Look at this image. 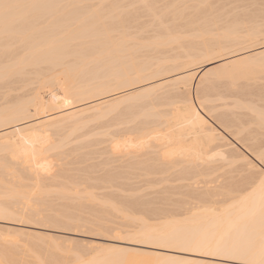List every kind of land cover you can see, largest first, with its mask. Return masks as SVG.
I'll return each mask as SVG.
<instances>
[{
  "label": "snow or ice",
  "instance_id": "6c2138e0",
  "mask_svg": "<svg viewBox=\"0 0 264 264\" xmlns=\"http://www.w3.org/2000/svg\"><path fill=\"white\" fill-rule=\"evenodd\" d=\"M146 52L169 54L148 58L142 56ZM49 56L68 71L44 85L50 100L25 104L14 82ZM0 66L4 158H43L37 169L46 176L55 169L46 154L55 143L52 129L62 122L56 114L89 96L106 94L114 101L93 106V113L104 115L89 121L103 130L112 153L120 151L121 132L130 126L123 122L126 111L145 110L162 99L178 102L183 119L211 132L215 142H185L166 151L156 171L125 177L135 187L124 189L120 199L93 198L107 210L103 214H46L41 206L44 177L34 169L29 196L10 184L0 193V221L104 238L97 243L39 237L42 245L70 255V264H264V0H0ZM113 68L119 71L110 72ZM93 69L98 87L78 88L79 77ZM257 88L259 107L246 105L255 118L251 127L260 129L253 136L221 114L228 110L225 95ZM210 120L234 135L244 150L218 135ZM220 142L231 149V161L215 150ZM123 145L128 147V141ZM148 146L145 140L134 145ZM203 165L219 169L206 182L192 178L193 172L200 176ZM167 169L185 174L173 177ZM21 200L25 206L12 207ZM18 235L11 228L0 231V264H20L13 258L21 246Z\"/></svg>",
  "mask_w": 264,
  "mask_h": 264
},
{
  "label": "bare ground",
  "instance_id": "6f19581e",
  "mask_svg": "<svg viewBox=\"0 0 264 264\" xmlns=\"http://www.w3.org/2000/svg\"><path fill=\"white\" fill-rule=\"evenodd\" d=\"M193 43L195 41L190 42V46ZM168 54L167 52H146L142 56L154 58ZM2 71L3 68L0 66V73ZM67 71L68 69L62 63L57 62L55 56L42 58L39 65L31 68L26 77L19 78L14 82L13 90L21 95L25 104L42 103L43 100H50V97L46 95V90L42 92L44 85L60 79ZM115 71H119V69L110 70V72ZM94 72L95 69L82 74L76 82L77 87L82 90L98 87L99 81L93 75ZM33 86H35V91H33ZM142 86L151 87L150 84ZM37 93H40L41 99L37 98ZM224 100L228 110L222 112V118L238 131L249 130L250 135L258 136L259 126L257 124L255 128L251 127L255 118L247 111L246 105L252 103L259 107L261 102L259 89L247 94L225 95ZM105 101L114 102L106 94L98 99L89 96L85 102L68 109L66 113L56 114L62 122L52 129L55 133V143L50 152L46 154L47 160L55 164L51 176H46L43 170L37 169L38 163H45L43 158L22 162L13 160L9 155L5 159L3 150L0 148V193H3L5 186L10 184L24 195L29 196L35 188L36 178L33 170L36 169L44 177L42 189L44 198L41 206L46 214L55 213L62 217L78 216L81 213L85 215L103 214L107 210L95 203L93 198L95 200L120 199L124 189L131 191L135 187L134 184L126 183L124 178L135 177L148 169L156 171L157 162L163 159L166 151H171L185 142H187L185 146L204 144L206 140L215 144L211 132L197 130L183 119L178 102L173 103L162 99L160 103L150 106L148 109L126 111L123 122L130 126L121 132L120 151L112 153L111 144L102 135L103 130L93 128L89 123L90 120H99L104 115L102 111L93 113L92 107L100 108L102 102ZM2 105L3 90L0 89V111H2ZM209 123L218 135L224 136L220 131L222 129L217 124L211 120ZM86 135H94V139L87 140L85 139ZM232 137L235 138L234 135ZM124 140L128 141L129 146L126 148L123 145ZM141 140L147 141L149 146L143 149L134 147ZM204 147L207 151V145ZM215 150L224 151L230 161L233 159L232 151L227 144L220 142L219 147H215ZM167 170L172 172L173 177L185 174L181 171ZM216 170L215 166L209 168L207 165H203L198 170L200 176L197 177L193 172L192 178H200L202 182H206ZM23 206H25L23 200L12 205L13 208ZM201 219H197V224ZM0 223L5 224L0 226V231H7L11 228L14 233H19L17 238L20 240L21 246L13 254V258L20 264H41L42 261L51 260H57L60 264H70L73 259L68 254L57 253L54 249H49L40 243L39 237L42 235L64 239L65 237L37 231L38 229L44 231L60 229L58 227L43 228L36 223L21 225L14 221H0ZM207 223L210 225L212 221ZM11 225L19 226V228ZM192 226V224L186 225V227ZM2 247L3 244L0 241V252H2Z\"/></svg>",
  "mask_w": 264,
  "mask_h": 264
},
{
  "label": "rangeland",
  "instance_id": "374dc122",
  "mask_svg": "<svg viewBox=\"0 0 264 264\" xmlns=\"http://www.w3.org/2000/svg\"><path fill=\"white\" fill-rule=\"evenodd\" d=\"M220 130V129H219ZM221 132H223V134H224V136H228L227 138L228 139H231L232 140V142L233 143H236L237 144V147H239V148H241L240 150L241 151H243L244 149H243V147H242V145H241V143L240 142H238L234 137H232V136H229L227 133H225L224 131H222V130H220ZM221 163H223V162H221ZM216 168H217V170H219L218 169V166H215ZM225 178L227 179L228 178V174L226 173L225 174ZM3 225H5V224H3V223H0V226H3ZM12 227H18L19 228V226H15V225H11ZM23 228H25V227H23ZM26 228H28V227H26ZM36 230V229H35ZM37 231H39V232H46V233H50L51 235H54V236H59V237H65V238H72V239H77V240H83V239H93L95 242H105L104 240H102V238H92V237H84L83 236V234L82 233H75V232H71V233H65V232H63V231H61L60 229H51V231H44V230H40V229H38ZM59 231H60V233H59ZM63 232V233H62Z\"/></svg>",
  "mask_w": 264,
  "mask_h": 264
}]
</instances>
